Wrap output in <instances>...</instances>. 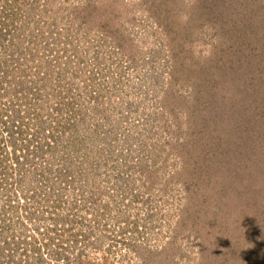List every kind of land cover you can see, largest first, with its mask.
<instances>
[{
    "label": "rangeland",
    "instance_id": "1",
    "mask_svg": "<svg viewBox=\"0 0 264 264\" xmlns=\"http://www.w3.org/2000/svg\"><path fill=\"white\" fill-rule=\"evenodd\" d=\"M2 115L0 264H264V0H0Z\"/></svg>",
    "mask_w": 264,
    "mask_h": 264
},
{
    "label": "trees",
    "instance_id": "2",
    "mask_svg": "<svg viewBox=\"0 0 264 264\" xmlns=\"http://www.w3.org/2000/svg\"><path fill=\"white\" fill-rule=\"evenodd\" d=\"M1 117V121H2V123L4 124L5 122H6V120L7 119H3V115L2 116H0ZM9 130H10V132L12 133L13 132V126H9V128H8ZM11 129H12V131H11ZM12 137H14V136H11L10 138H12ZM12 143H13V141H12ZM0 144H1V140H0ZM13 147H14V151H16V153H17V150H19V148L17 149V145H15L14 143H13ZM18 163L21 165V163L19 162V161H17L16 163H14V167H20V165H18ZM24 264V263H26L25 261H22V260H18L16 263L13 261V264Z\"/></svg>",
    "mask_w": 264,
    "mask_h": 264
}]
</instances>
